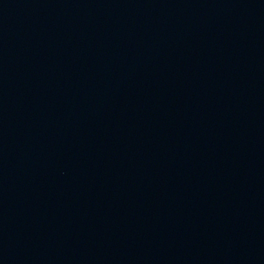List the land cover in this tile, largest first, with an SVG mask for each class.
<instances>
[{
	"label": "water",
	"instance_id": "obj_1",
	"mask_svg": "<svg viewBox=\"0 0 264 264\" xmlns=\"http://www.w3.org/2000/svg\"><path fill=\"white\" fill-rule=\"evenodd\" d=\"M0 264H264V0H0Z\"/></svg>",
	"mask_w": 264,
	"mask_h": 264
}]
</instances>
